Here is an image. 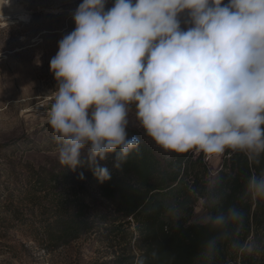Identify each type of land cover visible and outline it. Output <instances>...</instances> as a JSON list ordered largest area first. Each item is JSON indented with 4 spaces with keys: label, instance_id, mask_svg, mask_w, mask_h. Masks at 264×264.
I'll return each mask as SVG.
<instances>
[{
    "label": "clouds",
    "instance_id": "1",
    "mask_svg": "<svg viewBox=\"0 0 264 264\" xmlns=\"http://www.w3.org/2000/svg\"><path fill=\"white\" fill-rule=\"evenodd\" d=\"M82 0L71 12L75 27L58 41L50 71L57 85L46 112L62 167L85 164L98 181L111 178L99 162L114 154L119 168L140 138L128 136L129 106L139 125L166 151L206 155L264 154V0ZM11 0H0V9ZM83 178V174H81ZM246 193L264 197V171ZM214 227L244 213L207 217ZM253 255L249 238L229 245ZM217 252L207 241L202 255ZM134 264H144L137 258Z\"/></svg>",
    "mask_w": 264,
    "mask_h": 264
},
{
    "label": "trees",
    "instance_id": "2",
    "mask_svg": "<svg viewBox=\"0 0 264 264\" xmlns=\"http://www.w3.org/2000/svg\"><path fill=\"white\" fill-rule=\"evenodd\" d=\"M127 133L140 138V150L119 168L114 154L100 161L110 171L109 180L98 181L87 164L75 170L59 164L56 172L37 173L34 186L51 199L46 235L55 246L92 232L99 222L122 221L113 229L133 225L128 244L135 240L138 251L119 254L113 264H134L137 258L144 264H264V197L253 198L245 191L248 178L264 171V154L255 164L244 153L229 150L231 156L210 184L209 167L202 155L195 156L196 149L166 151L142 127L127 126ZM200 200L209 216L226 214L229 208L242 211L239 235L235 222L214 227L208 220L196 221ZM251 236L258 253L238 254L230 248L233 240ZM214 237L217 252L209 259L202 253Z\"/></svg>",
    "mask_w": 264,
    "mask_h": 264
},
{
    "label": "rangeland",
    "instance_id": "3",
    "mask_svg": "<svg viewBox=\"0 0 264 264\" xmlns=\"http://www.w3.org/2000/svg\"><path fill=\"white\" fill-rule=\"evenodd\" d=\"M80 2L11 0L0 9V264H113L119 254L138 251L135 240L128 244L133 225L113 229L122 221L99 222L92 232L55 246L46 235L51 199L34 186L37 173L59 166L46 116L57 85L49 62L58 41L74 29L71 12ZM112 4L108 0L106 8ZM128 120L141 127L134 104ZM218 162H206L210 184L223 167ZM207 217L200 200L194 219Z\"/></svg>",
    "mask_w": 264,
    "mask_h": 264
},
{
    "label": "built area",
    "instance_id": "4",
    "mask_svg": "<svg viewBox=\"0 0 264 264\" xmlns=\"http://www.w3.org/2000/svg\"><path fill=\"white\" fill-rule=\"evenodd\" d=\"M194 154H195V156L202 155V156H203V159H204L205 162H210L212 158L216 157V158L219 159L218 164H219L220 166H223V160H224L225 158L228 159V158L231 156L230 151L227 150V149L225 150V152H224L223 154H212V155H206L205 153H203V152H198L197 150L194 151Z\"/></svg>",
    "mask_w": 264,
    "mask_h": 264
}]
</instances>
